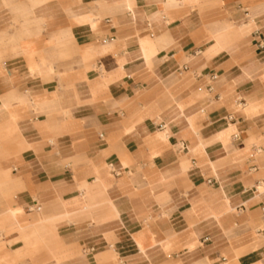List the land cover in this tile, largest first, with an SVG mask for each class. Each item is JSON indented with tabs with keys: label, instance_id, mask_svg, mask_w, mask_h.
I'll list each match as a JSON object with an SVG mask.
<instances>
[{
	"label": "crops",
	"instance_id": "0c3cea01",
	"mask_svg": "<svg viewBox=\"0 0 264 264\" xmlns=\"http://www.w3.org/2000/svg\"><path fill=\"white\" fill-rule=\"evenodd\" d=\"M260 42L264 0H0V264H264Z\"/></svg>",
	"mask_w": 264,
	"mask_h": 264
},
{
	"label": "built area",
	"instance_id": "2783aa9c",
	"mask_svg": "<svg viewBox=\"0 0 264 264\" xmlns=\"http://www.w3.org/2000/svg\"><path fill=\"white\" fill-rule=\"evenodd\" d=\"M259 46L263 47L264 45L260 42ZM224 261H226V259L224 258Z\"/></svg>",
	"mask_w": 264,
	"mask_h": 264
},
{
	"label": "rangeland",
	"instance_id": "374dc122",
	"mask_svg": "<svg viewBox=\"0 0 264 264\" xmlns=\"http://www.w3.org/2000/svg\"><path fill=\"white\" fill-rule=\"evenodd\" d=\"M8 196V195H7Z\"/></svg>",
	"mask_w": 264,
	"mask_h": 264
}]
</instances>
